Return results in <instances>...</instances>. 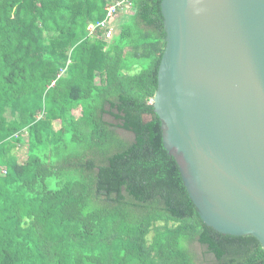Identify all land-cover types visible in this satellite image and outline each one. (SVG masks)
Returning <instances> with one entry per match:
<instances>
[{"label": "trees", "instance_id": "obj_1", "mask_svg": "<svg viewBox=\"0 0 264 264\" xmlns=\"http://www.w3.org/2000/svg\"><path fill=\"white\" fill-rule=\"evenodd\" d=\"M161 4L0 0V264H264L204 223L164 147Z\"/></svg>", "mask_w": 264, "mask_h": 264}, {"label": "water", "instance_id": "obj_2", "mask_svg": "<svg viewBox=\"0 0 264 264\" xmlns=\"http://www.w3.org/2000/svg\"><path fill=\"white\" fill-rule=\"evenodd\" d=\"M154 111L204 223L264 249V0H162Z\"/></svg>", "mask_w": 264, "mask_h": 264}, {"label": "built area", "instance_id": "obj_3", "mask_svg": "<svg viewBox=\"0 0 264 264\" xmlns=\"http://www.w3.org/2000/svg\"><path fill=\"white\" fill-rule=\"evenodd\" d=\"M128 5L129 4L126 2V7ZM117 6H119V4H117ZM117 6H109L108 7V19H106L104 22L100 23L101 27L107 28L106 33H105V37L107 39H110L113 36L112 28H108V27L112 24V19L115 18V14L117 12ZM95 28H96L95 26L91 25L89 27L90 32H93Z\"/></svg>", "mask_w": 264, "mask_h": 264}, {"label": "rangeland", "instance_id": "obj_4", "mask_svg": "<svg viewBox=\"0 0 264 264\" xmlns=\"http://www.w3.org/2000/svg\"><path fill=\"white\" fill-rule=\"evenodd\" d=\"M128 8H126V6L124 7V9L122 10V13L124 12H129V13H133V10H130L131 7L127 6ZM76 115H79L80 114V111H75ZM25 141H27V138H25ZM27 152H28V147L26 144H23V146L17 151V154L19 156V159L20 161H24L26 159V155H27ZM0 174H4L5 175V171H0ZM50 187H54V182L51 180L50 181V184H49Z\"/></svg>", "mask_w": 264, "mask_h": 264}]
</instances>
